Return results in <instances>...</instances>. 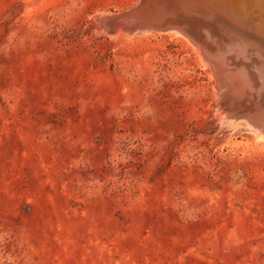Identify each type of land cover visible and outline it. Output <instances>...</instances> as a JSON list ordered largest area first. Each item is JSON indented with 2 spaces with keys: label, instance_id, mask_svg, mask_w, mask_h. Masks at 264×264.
I'll return each instance as SVG.
<instances>
[{
  "label": "rangeland",
  "instance_id": "1",
  "mask_svg": "<svg viewBox=\"0 0 264 264\" xmlns=\"http://www.w3.org/2000/svg\"><path fill=\"white\" fill-rule=\"evenodd\" d=\"M137 2L0 0V264H264V138Z\"/></svg>",
  "mask_w": 264,
  "mask_h": 264
},
{
  "label": "bare ground",
  "instance_id": "2",
  "mask_svg": "<svg viewBox=\"0 0 264 264\" xmlns=\"http://www.w3.org/2000/svg\"><path fill=\"white\" fill-rule=\"evenodd\" d=\"M241 1L226 0L225 3H222L224 9H222L223 11L218 17L207 14L206 19L194 21L192 23L194 30L201 27L200 29L210 39L208 41L203 36L198 37L195 35L193 36L195 39L193 41L196 44L183 31L178 29H135L123 31V28H115L114 30L117 32L115 35L122 34L126 36L135 32L168 33L182 37L192 47L194 45L199 46V49L195 46L193 48L199 52V58L204 65L208 63L211 65L219 100L222 101L221 98L227 99L233 107V110L228 112L230 114L229 118L224 115L219 117L221 123L226 126L230 125L227 127L230 131L242 130L249 132L254 139L258 140L264 138L262 128L257 127L255 123L251 122V119L236 115L237 110L240 108L237 102V99L240 98V90L236 91L235 88L227 92L224 87V85L229 84L231 79V75H228L226 70L234 69L238 71L246 67L254 77L264 76V56H259L261 53L264 55V0H243L244 3ZM203 46L210 51L205 52L206 50ZM229 73L232 74L233 72ZM258 78L261 79L262 77ZM234 103L235 105H233ZM257 103L258 101H252L251 108H255Z\"/></svg>",
  "mask_w": 264,
  "mask_h": 264
},
{
  "label": "water",
  "instance_id": "3",
  "mask_svg": "<svg viewBox=\"0 0 264 264\" xmlns=\"http://www.w3.org/2000/svg\"><path fill=\"white\" fill-rule=\"evenodd\" d=\"M225 2L226 0H138L128 9L111 15H103L98 20L108 32H115V28H126L124 29L126 31L135 29H178L183 31L196 44L193 41L195 35L198 37L203 36L208 41L210 39L200 29L201 27L194 30L192 23L197 19H206L207 14L218 17L224 9L222 3ZM241 2L244 3L243 0ZM203 48L205 47L203 46ZM205 50V52L210 51L207 48ZM259 56L263 57L264 55L261 53ZM226 72L231 75V79L229 84L224 85L225 91L229 92L235 88L236 91L240 90V98L237 99L240 108L237 110L236 115L251 119V122L264 131V76H258L262 77L261 79L254 77L246 67L242 70L230 69ZM229 72L233 73L230 74ZM221 100L218 96L217 110L220 111L221 115L229 118L230 114L228 112L232 111L233 107L227 99L221 98ZM252 101H258L255 108H251Z\"/></svg>",
  "mask_w": 264,
  "mask_h": 264
}]
</instances>
